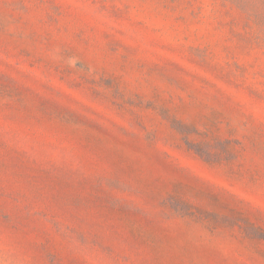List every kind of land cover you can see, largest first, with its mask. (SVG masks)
Listing matches in <instances>:
<instances>
[{
	"label": "rangeland",
	"instance_id": "374dc122",
	"mask_svg": "<svg viewBox=\"0 0 264 264\" xmlns=\"http://www.w3.org/2000/svg\"><path fill=\"white\" fill-rule=\"evenodd\" d=\"M0 264H264V0H0Z\"/></svg>",
	"mask_w": 264,
	"mask_h": 264
}]
</instances>
